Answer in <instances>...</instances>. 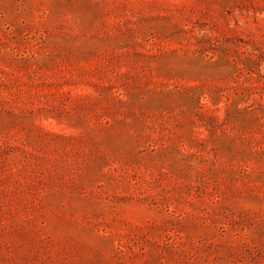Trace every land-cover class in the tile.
I'll use <instances>...</instances> for the list:
<instances>
[{"label": "rangeland", "instance_id": "rangeland-1", "mask_svg": "<svg viewBox=\"0 0 264 264\" xmlns=\"http://www.w3.org/2000/svg\"><path fill=\"white\" fill-rule=\"evenodd\" d=\"M0 264H264V0H0Z\"/></svg>", "mask_w": 264, "mask_h": 264}]
</instances>
